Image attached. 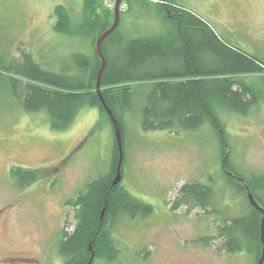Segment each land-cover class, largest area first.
I'll return each instance as SVG.
<instances>
[{"label":"rangeland","instance_id":"obj_1","mask_svg":"<svg viewBox=\"0 0 264 264\" xmlns=\"http://www.w3.org/2000/svg\"><path fill=\"white\" fill-rule=\"evenodd\" d=\"M95 1L108 11L102 0ZM172 1L174 10L198 17L221 44L264 62V0ZM59 5L74 23L80 21L83 0H0V62L16 59L23 51L45 69L74 73L73 55L89 56L94 50L88 38L53 30L54 9ZM119 17L118 30H122ZM105 21L112 25L113 14ZM134 22L143 36L166 37L171 31L154 12ZM204 57L214 59L209 53ZM231 75L261 98L247 113L217 112L227 135L225 156L207 123L197 130H143L139 95L132 98L130 109L122 110L121 186L152 209L147 221L119 217L112 229L118 257L94 264H254L249 254L222 250L217 226L247 209L246 197L222 171L225 159L231 174L264 175V69ZM140 85L132 83L137 91ZM113 140L111 124L97 108H82L66 130L53 131L44 112H24L11 97L0 96V264H64L56 246L61 231L71 232L75 223L72 207L65 204L87 183L108 173ZM13 168L47 173L19 189ZM191 183L211 188L206 209L178 201L181 186ZM170 211L178 217L167 224L173 219Z\"/></svg>","mask_w":264,"mask_h":264},{"label":"trees","instance_id":"obj_2","mask_svg":"<svg viewBox=\"0 0 264 264\" xmlns=\"http://www.w3.org/2000/svg\"><path fill=\"white\" fill-rule=\"evenodd\" d=\"M168 2L169 6L155 5L154 8L155 16L160 18L166 29L171 27L166 37L146 35L134 38L127 44L115 37L110 41V37L117 35V26L101 43L106 65L101 73L100 89L121 129V179L125 164L122 110L131 108L133 97L139 95L143 101L139 111L143 130L174 127L197 130L207 123L215 134L223 156L228 149L227 135L217 112L225 109L247 113L261 98L243 82L234 80L231 74H256L261 68L264 69V62L221 44L198 17L187 11L174 10V2ZM144 11V14L151 12L148 9ZM81 13L80 21L74 23L64 6L59 5L54 9L56 20L53 30L70 37L88 38L94 50L89 56L73 55L74 73L45 69L34 61L31 54L23 51L16 59L8 58L0 62V96L11 97L24 112H44L53 131L66 130L79 110L85 107L97 108L110 122L95 90L101 67L95 42L110 28L111 23L107 24L105 19H112V12L105 10L95 0H83ZM206 53L214 58L213 61L205 59ZM145 81L149 84V90L144 88L147 85ZM134 82L141 84V91L132 87ZM110 124L114 140L108 173L87 183L83 191L65 204L72 207L75 223L71 232L61 231L56 246L64 264H87L91 253L94 254L93 261H115L119 251L111 236L109 223L119 214L133 217L136 213L152 209L131 196L121 186V181L115 186L111 184L119 151L114 128ZM227 162L225 159L222 171L228 183L245 197L243 186H246L264 210V175L252 178L235 172L230 175ZM46 173L41 169H12L19 189ZM179 193V202H193L202 209L210 204L209 197L212 196L211 188L199 183L184 184ZM246 204L244 213L222 220L221 225L217 226L218 237L225 253L249 254L257 264L262 248L261 215L248 201Z\"/></svg>","mask_w":264,"mask_h":264},{"label":"water","instance_id":"obj_3","mask_svg":"<svg viewBox=\"0 0 264 264\" xmlns=\"http://www.w3.org/2000/svg\"><path fill=\"white\" fill-rule=\"evenodd\" d=\"M121 0H116L115 1V7H114V11H113V24L110 26L109 29H107L104 33H102L96 40L95 42V51L97 53V55L99 56L100 60H101V67L97 73V79H96V84H95V90H96V94L98 96L99 102L101 103L103 109L105 110V112L108 114L110 122L113 125L114 128V136H115V140H116V144L118 147V151H119V158H118V163L116 166V171H115V176L112 179V186L117 185L118 183H120L121 181V172H120V168H121V164H122V158H123V153H122V138H121V129L120 126L117 122V120L114 118L110 108L107 106L102 94H101V89H100V77H101V73L106 65V61L104 58V55L102 53L101 50V43L102 41L114 30L116 29V27L118 26L119 23V3ZM230 175H232L231 173H229ZM245 191H246V197H247V201L248 203L261 215V221H260V242L262 245L261 248V253H260V257L258 259L257 264H262L264 261V210L263 208H261L259 206V204L255 201V199L252 197V194L250 193L249 189L246 186H243ZM104 212V209L101 211V216ZM100 216V218H101ZM90 249V247H89ZM94 254L91 253V257L88 261L87 264H91L92 260H93Z\"/></svg>","mask_w":264,"mask_h":264},{"label":"crops","instance_id":"obj_4","mask_svg":"<svg viewBox=\"0 0 264 264\" xmlns=\"http://www.w3.org/2000/svg\"><path fill=\"white\" fill-rule=\"evenodd\" d=\"M164 2H168V0L167 1L165 0ZM155 5L144 2L143 0H129L128 10L125 13L121 14V17L123 18L122 22L124 23V29L118 30L117 35L114 36L115 39H120L122 40V42L127 44L130 42V40L143 36L141 33L138 32L139 25H136L134 21L137 18L138 20L142 19L147 15L144 14L145 11L143 10L148 9L151 10V12H154ZM149 34L150 33L145 35H149Z\"/></svg>","mask_w":264,"mask_h":264},{"label":"flooded vegetation","instance_id":"obj_5","mask_svg":"<svg viewBox=\"0 0 264 264\" xmlns=\"http://www.w3.org/2000/svg\"><path fill=\"white\" fill-rule=\"evenodd\" d=\"M137 199V198H136ZM246 199H247V197H246ZM140 203H142V204H144V205H146V206H150V204H147L146 202H143V201H141L140 199H137ZM210 205V204H209ZM151 207V206H150ZM213 210H210L209 212H212ZM149 212H145V213H142V212H139V213H136V215L135 216H133V217H130V216H125V215H123V214H119V215H117L116 216V218H115V220H112L110 223H109V230H110V233H111V236H112V229H113V226H114V224H115V222L118 220V218L119 217H121V216H125L126 218H127V220L128 221H132V220H135V219H145L146 220V218H147V214H148ZM170 214H172V217H173V219H171L170 221H166V223L167 224H169V223H172V222H174L176 219H177V214L174 212V211H170L169 212ZM171 218V217H170ZM147 221V220H146ZM113 237V236H112ZM188 240V239H187ZM93 261V260H92ZM100 261H102V260H100ZM92 264H94V261H93V263Z\"/></svg>","mask_w":264,"mask_h":264},{"label":"built area","instance_id":"obj_6","mask_svg":"<svg viewBox=\"0 0 264 264\" xmlns=\"http://www.w3.org/2000/svg\"><path fill=\"white\" fill-rule=\"evenodd\" d=\"M107 6H108V11L113 12L114 7H115V1L116 0H102ZM128 2L129 0H121L119 3V13H125L128 10Z\"/></svg>","mask_w":264,"mask_h":264}]
</instances>
